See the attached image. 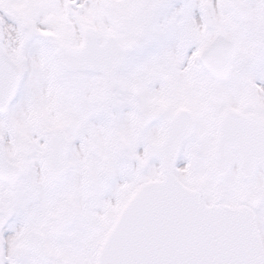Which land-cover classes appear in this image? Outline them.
I'll return each mask as SVG.
<instances>
[{
  "label": "snow or ice",
  "instance_id": "1",
  "mask_svg": "<svg viewBox=\"0 0 264 264\" xmlns=\"http://www.w3.org/2000/svg\"><path fill=\"white\" fill-rule=\"evenodd\" d=\"M0 264H264V0H0Z\"/></svg>",
  "mask_w": 264,
  "mask_h": 264
}]
</instances>
